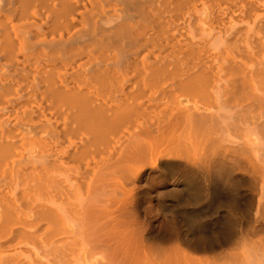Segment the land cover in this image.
<instances>
[{
	"label": "bare ground",
	"instance_id": "bare-ground-1",
	"mask_svg": "<svg viewBox=\"0 0 264 264\" xmlns=\"http://www.w3.org/2000/svg\"><path fill=\"white\" fill-rule=\"evenodd\" d=\"M237 92L261 112L233 139L223 100ZM187 128L202 137L208 204L179 213L155 194L147 214L195 223L211 211L223 231L204 251L264 264V250L239 248L264 234V0H0V264H86L62 263L51 238L95 197L70 188L121 140L128 163L169 185L179 159L159 143ZM129 261L196 264L164 253Z\"/></svg>",
	"mask_w": 264,
	"mask_h": 264
},
{
	"label": "rangeland",
	"instance_id": "rangeland-1",
	"mask_svg": "<svg viewBox=\"0 0 264 264\" xmlns=\"http://www.w3.org/2000/svg\"><path fill=\"white\" fill-rule=\"evenodd\" d=\"M196 101L202 110L207 111L204 108L207 102L201 99ZM223 103L224 115L231 117V121L225 124V132L233 139L241 134L245 123L261 112L257 108L251 110L249 102L238 92L224 98ZM168 114L169 111L165 110L148 118L162 119ZM221 126L219 122L203 130V133L212 134L214 129L218 130ZM201 143L202 137L193 128L184 129L161 140L159 145L172 149L179 162L169 175L171 183L158 188L154 185V181L160 176L156 170L127 162V150L130 151V148L125 140L111 144L105 154L95 157L89 177L79 180L70 188L71 192L79 195L93 191L94 199L79 207L80 217L75 226L59 227L51 235L53 242L61 241L64 245L62 263L79 259L86 264H94L103 256L108 264H131L129 259L134 256L156 253L177 258L187 257L196 264H212L216 263L215 260L218 264L231 261L225 257L217 260L219 249L204 251L207 242L216 244L221 240L223 229L213 212L210 211L195 223L182 219L156 220L147 214L151 196L155 194L165 195L167 200L164 208L174 209L179 213L189 211L194 206L208 204L206 178L200 170ZM244 193L247 198L251 197L247 192ZM221 216L218 218H222ZM72 231L75 233L70 234ZM239 239H244L239 246L240 252L250 249L259 253L264 250V234ZM96 247L104 248V255L95 250ZM144 247L149 249L143 251ZM239 262L242 264L241 260Z\"/></svg>",
	"mask_w": 264,
	"mask_h": 264
}]
</instances>
